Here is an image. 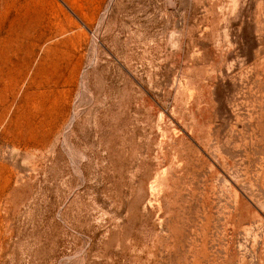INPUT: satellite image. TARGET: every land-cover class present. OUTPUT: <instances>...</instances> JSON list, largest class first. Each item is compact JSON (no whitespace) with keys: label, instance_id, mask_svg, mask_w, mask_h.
I'll list each match as a JSON object with an SVG mask.
<instances>
[{"label":"rangeland","instance_id":"obj_1","mask_svg":"<svg viewBox=\"0 0 264 264\" xmlns=\"http://www.w3.org/2000/svg\"><path fill=\"white\" fill-rule=\"evenodd\" d=\"M0 264H264V0H0Z\"/></svg>","mask_w":264,"mask_h":264}]
</instances>
